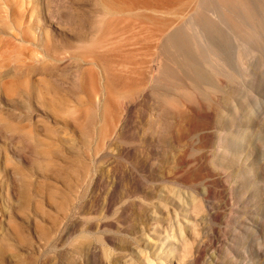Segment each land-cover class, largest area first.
Returning <instances> with one entry per match:
<instances>
[{"label": "rangeland", "instance_id": "rangeland-1", "mask_svg": "<svg viewBox=\"0 0 264 264\" xmlns=\"http://www.w3.org/2000/svg\"><path fill=\"white\" fill-rule=\"evenodd\" d=\"M106 12L105 0H0V264H142L148 237L162 239L173 212L183 221L191 196L201 198L212 181L193 180L180 162L215 160V138L192 133L209 109L228 116L212 121L213 132L247 131L228 144L250 173L214 169L228 198H206L199 234L186 229L187 241L194 253L202 248L199 264H264L256 251H264L263 89L240 79L235 96H219L194 84L206 105L198 116L171 106L181 80L169 76L171 93L153 90L118 135L119 117L106 126L105 96L94 94L110 83L105 63L90 57L106 39ZM195 90L184 91L189 100ZM211 211L226 223L209 219Z\"/></svg>", "mask_w": 264, "mask_h": 264}, {"label": "bare ground", "instance_id": "bare-ground-1", "mask_svg": "<svg viewBox=\"0 0 264 264\" xmlns=\"http://www.w3.org/2000/svg\"><path fill=\"white\" fill-rule=\"evenodd\" d=\"M105 5L108 16L106 39L90 57L105 63L110 83L107 81L103 88L97 85L94 94L105 96L103 113L106 126H112L116 116L119 117L118 135L126 136V129L132 124L135 112L140 111L143 100L152 98L150 94L153 90L162 89L171 93L164 87L169 76L178 77L181 83L178 85V97L172 102L168 99L171 102L168 103L181 109H191L198 116L199 110L206 105L198 97L200 95L195 94L200 88L196 86L219 96H235L237 88H240L237 83L243 81L248 89L260 85L264 91V0H105ZM191 89H196L192 95L194 100H189V95L184 93ZM243 91L246 92L245 89ZM175 101L176 104H173ZM98 102L96 100L94 105L97 106ZM166 103L164 105H168ZM117 111L120 114L116 115ZM209 112L207 120L202 116L198 119L192 133L198 139L215 138L216 151L212 154L215 160L203 155L187 157L188 160L181 157L180 162L185 163L189 171L197 173L193 180L211 178L212 181H204L201 198L191 196L192 212L186 213L183 221H179L178 213L173 212L175 221L169 222L163 238H158L155 233L151 234L153 238L148 237L149 252H138L142 264H199L202 248L195 253L192 251L186 229L191 237L197 238L198 212L204 210L206 198L222 196L226 200L229 194L222 176L214 174V169L221 171L235 167L234 175L250 173L249 168L237 161L240 160V152L228 144L236 132L247 131H235L233 126L230 133L225 132L226 129L213 132L212 121L223 120L225 113H216L212 109ZM238 112H233V117ZM149 124L152 130L159 127L158 122ZM163 135L168 136V133ZM122 147L124 152L128 151L124 145ZM244 148L250 154V146ZM108 200L109 196L105 201ZM177 200L181 206V197ZM213 208L217 209L218 204H213ZM208 217L212 221L226 223L221 215L213 211ZM211 233L212 238H221L218 229L211 228ZM158 239L159 243H154ZM180 245L184 250L177 254ZM256 251L264 262V251Z\"/></svg>", "mask_w": 264, "mask_h": 264}]
</instances>
